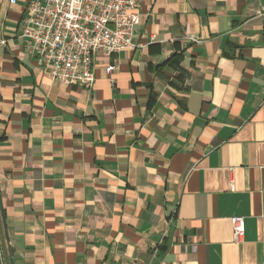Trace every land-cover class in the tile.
<instances>
[{"label":"crops","instance_id":"1","mask_svg":"<svg viewBox=\"0 0 264 264\" xmlns=\"http://www.w3.org/2000/svg\"><path fill=\"white\" fill-rule=\"evenodd\" d=\"M27 1L0 0L13 263L264 264V0H141L133 46L97 55L90 89L27 52Z\"/></svg>","mask_w":264,"mask_h":264},{"label":"built area","instance_id":"2","mask_svg":"<svg viewBox=\"0 0 264 264\" xmlns=\"http://www.w3.org/2000/svg\"><path fill=\"white\" fill-rule=\"evenodd\" d=\"M140 2L28 0L20 36L47 77L90 89L96 80L97 55H112L133 46ZM113 68L108 63L105 73L110 74ZM229 221L233 240L240 242L244 236L243 216H231Z\"/></svg>","mask_w":264,"mask_h":264},{"label":"water","instance_id":"3","mask_svg":"<svg viewBox=\"0 0 264 264\" xmlns=\"http://www.w3.org/2000/svg\"><path fill=\"white\" fill-rule=\"evenodd\" d=\"M0 220H1L2 233L4 236V246H5L8 264H14L12 253H11V247L9 243V237L7 233V227L5 223L4 211H3L2 204H1V195H0ZM0 264H5L3 253H2L1 239H0Z\"/></svg>","mask_w":264,"mask_h":264},{"label":"trees","instance_id":"4","mask_svg":"<svg viewBox=\"0 0 264 264\" xmlns=\"http://www.w3.org/2000/svg\"><path fill=\"white\" fill-rule=\"evenodd\" d=\"M181 60V55L180 54H176V53H172L167 61L165 62V64H168V65H171L172 67H176L178 66L179 62ZM2 246V253H3V257H4V261H5V264H8L7 262V257H6V251L4 250V247L3 245L1 244Z\"/></svg>","mask_w":264,"mask_h":264}]
</instances>
